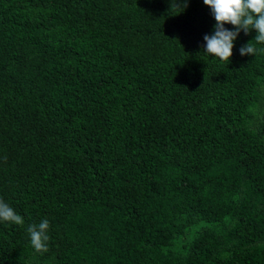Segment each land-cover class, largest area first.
Returning <instances> with one entry per match:
<instances>
[{"label": "trees", "instance_id": "1", "mask_svg": "<svg viewBox=\"0 0 264 264\" xmlns=\"http://www.w3.org/2000/svg\"><path fill=\"white\" fill-rule=\"evenodd\" d=\"M215 24L203 0H0V198L24 219L0 264H264V45L241 31L222 62Z\"/></svg>", "mask_w": 264, "mask_h": 264}, {"label": "clouds", "instance_id": "2", "mask_svg": "<svg viewBox=\"0 0 264 264\" xmlns=\"http://www.w3.org/2000/svg\"><path fill=\"white\" fill-rule=\"evenodd\" d=\"M203 4L211 9L216 21L213 35H205V53L222 61L230 62L233 55L234 42L239 33L248 34L255 30V39L240 48L241 56L257 53L255 44L264 45V0H203ZM230 24L235 31L227 30L224 25ZM0 221L23 226L24 219L14 208L0 198ZM49 221L42 220L27 228L31 247L37 252L48 251Z\"/></svg>", "mask_w": 264, "mask_h": 264}]
</instances>
